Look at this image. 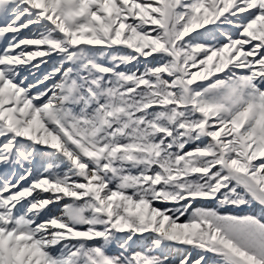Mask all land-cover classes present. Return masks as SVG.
<instances>
[{
  "label": "snow or ice",
  "instance_id": "obj_1",
  "mask_svg": "<svg viewBox=\"0 0 264 264\" xmlns=\"http://www.w3.org/2000/svg\"><path fill=\"white\" fill-rule=\"evenodd\" d=\"M0 264H264V0H0Z\"/></svg>",
  "mask_w": 264,
  "mask_h": 264
}]
</instances>
